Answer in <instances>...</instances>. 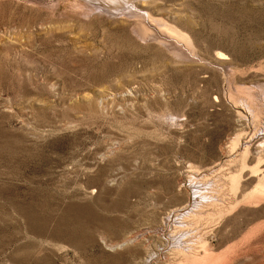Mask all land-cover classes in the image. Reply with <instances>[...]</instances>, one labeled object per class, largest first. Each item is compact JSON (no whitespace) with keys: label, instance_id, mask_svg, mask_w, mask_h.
<instances>
[{"label":"rangeland","instance_id":"374dc122","mask_svg":"<svg viewBox=\"0 0 264 264\" xmlns=\"http://www.w3.org/2000/svg\"><path fill=\"white\" fill-rule=\"evenodd\" d=\"M0 133V264H264V0H0Z\"/></svg>","mask_w":264,"mask_h":264},{"label":"bare ground","instance_id":"6f19581e","mask_svg":"<svg viewBox=\"0 0 264 264\" xmlns=\"http://www.w3.org/2000/svg\"><path fill=\"white\" fill-rule=\"evenodd\" d=\"M2 134L0 133V138H1ZM9 144V143H8ZM36 198V197H35ZM16 199V198H15ZM34 199V198H33ZM31 201V200H30ZM52 201V200H50ZM18 202V201H17ZM21 202V201H20ZM47 202L48 200H42V199H37V201H32L31 203H29V205H27L28 207L26 208H20L19 211L22 215L23 218V222L25 223V225L27 226L26 228H28L27 231H29L30 233H33L35 236L37 237H41L44 235V229L40 226L35 227L34 223H39L41 225H45L47 224L50 220H51V211L49 213L47 206ZM51 204V203H50ZM21 205V204H20ZM51 206V205H50ZM52 209V208H51ZM54 215V214H53ZM52 215V216H53ZM82 214L81 213H76V214H68L67 212H65L64 216H61L60 218H58L57 220V227L55 228V231L51 234L52 237H58V233H62L64 237H70L68 240L69 244L71 243L72 246H74L76 249H80V244L74 242L73 240V236L74 234V228L75 227H79L80 229H84L83 226V221H82ZM84 220V219H83ZM55 222V220H54ZM19 225V224H18ZM61 228H60V226ZM22 226V225H21ZM24 226V225H23ZM46 228V227H45ZM79 230V229H78ZM12 231V230H11ZM10 231V233H11ZM18 231H20L18 229ZM15 232V231H13ZM18 233V232H15ZM29 233V234H30ZM13 234V233H12ZM20 235V234H19ZM26 235V234H24ZM49 236V235H48ZM62 236V235H61ZM14 237V236H13ZM62 238V237H61ZM50 239V238H49ZM11 240V239H10ZM9 240V241H10ZM27 240V239H26ZM14 241V238H13ZM11 241V243L13 242ZM19 241V239H18ZM31 241V240H30ZM26 242H29L28 240ZM36 242V241H34ZM7 243V241H6ZM23 243V242H20ZM19 243V245H20ZM37 243V242H36ZM5 244V243H4ZM15 244V242H14ZM28 244V243H27ZM25 244V245H27ZM22 245V244H21ZM20 245V246H21ZM32 245V244H31ZM39 245V244H38ZM18 246V245H17ZM17 246H15L17 248ZM24 246V245H23ZM33 246V245H32ZM19 247V246H18ZM22 247V246H21ZM28 247V245H27ZM37 247V246H36ZM26 248V247H25ZM30 248V247H29ZM21 250V249H20ZM35 251V250H34ZM32 252V251H31ZM28 253V254H26ZM24 252L25 256L29 255V251L28 252ZM31 256V255H30ZM32 257V256H31ZM37 257V256H36ZM23 258V257H22ZM25 258V257H24ZM35 260V257H33ZM38 258V257H37ZM27 260V259H25ZM37 260V259H36ZM24 261V260H22ZM21 261V262H22ZM31 261V260H30ZM40 261V260H39ZM38 261V263H39ZM25 262V261H24ZM42 262V261H41ZM40 262V263H41ZM32 263V262H31ZM26 264V263H25ZM35 264V263H34ZM37 264V262H36Z\"/></svg>","mask_w":264,"mask_h":264}]
</instances>
